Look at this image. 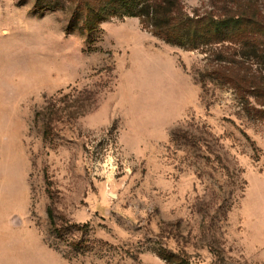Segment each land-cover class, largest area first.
<instances>
[{
  "label": "rangeland",
  "instance_id": "obj_1",
  "mask_svg": "<svg viewBox=\"0 0 264 264\" xmlns=\"http://www.w3.org/2000/svg\"><path fill=\"white\" fill-rule=\"evenodd\" d=\"M36 1L0 0V264H264L263 47L189 50L130 16L67 34L72 4Z\"/></svg>",
  "mask_w": 264,
  "mask_h": 264
},
{
  "label": "trees",
  "instance_id": "obj_2",
  "mask_svg": "<svg viewBox=\"0 0 264 264\" xmlns=\"http://www.w3.org/2000/svg\"><path fill=\"white\" fill-rule=\"evenodd\" d=\"M65 2H70L74 9V23L67 26V34L75 29L82 35L92 34L103 20L130 16L139 17L145 27L167 43L189 50L208 45L232 29L238 30L246 43L254 40L257 50L264 49V17L256 10L232 9L217 15H191L185 12L181 0H59L51 1L46 9H66ZM38 5L37 0L35 7ZM40 114L37 112L36 118ZM47 212L53 220V211L49 208ZM158 256L168 264H193L166 248L160 249Z\"/></svg>",
  "mask_w": 264,
  "mask_h": 264
}]
</instances>
